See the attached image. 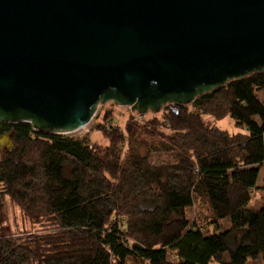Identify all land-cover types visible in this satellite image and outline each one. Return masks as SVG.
Here are the masks:
<instances>
[{"label": "trees", "instance_id": "trees-1", "mask_svg": "<svg viewBox=\"0 0 264 264\" xmlns=\"http://www.w3.org/2000/svg\"><path fill=\"white\" fill-rule=\"evenodd\" d=\"M228 116L245 131L206 119ZM116 120L96 126L107 143L0 122L17 145L0 149V222L10 197L37 227L0 237V264H264V205L247 208L264 173V72Z\"/></svg>", "mask_w": 264, "mask_h": 264}, {"label": "water", "instance_id": "water-1", "mask_svg": "<svg viewBox=\"0 0 264 264\" xmlns=\"http://www.w3.org/2000/svg\"><path fill=\"white\" fill-rule=\"evenodd\" d=\"M258 72L264 0H0V122L73 133L110 101L160 112Z\"/></svg>", "mask_w": 264, "mask_h": 264}, {"label": "rangeland", "instance_id": "rangeland-1", "mask_svg": "<svg viewBox=\"0 0 264 264\" xmlns=\"http://www.w3.org/2000/svg\"><path fill=\"white\" fill-rule=\"evenodd\" d=\"M164 108V107H163ZM111 110L113 115L117 119L116 121L121 125L125 126L134 113L140 119L151 118L154 115H160V112L149 111L141 116L138 111L133 110L131 107L121 106L113 101L106 104H102L99 107L97 115L86 127L73 132L63 134L64 136L73 137L79 140H86L88 142L99 141L101 143H107V139L103 136L102 132L96 127L99 122L103 121L104 115L107 111ZM207 120L211 121L214 125L222 130L229 131L231 133L243 132L245 131L240 126L237 125L236 121L232 117H226L224 119H219L214 121L212 117H206ZM264 205V173L259 182V188L254 194L253 199L247 205V208L252 210H258ZM4 210L5 215L3 217L4 221L0 222V237L10 236H28L30 234L36 233L37 227L27 218H25L22 213L21 208L12 200L10 197L4 198ZM2 217V216H0ZM226 260L229 261L228 255H226ZM127 264H145L143 261L130 258Z\"/></svg>", "mask_w": 264, "mask_h": 264}, {"label": "flooded vegetation", "instance_id": "flooded-vegetation-1", "mask_svg": "<svg viewBox=\"0 0 264 264\" xmlns=\"http://www.w3.org/2000/svg\"><path fill=\"white\" fill-rule=\"evenodd\" d=\"M3 123H6V124H8L7 122H3Z\"/></svg>", "mask_w": 264, "mask_h": 264}]
</instances>
